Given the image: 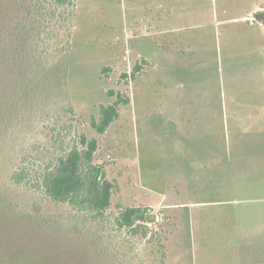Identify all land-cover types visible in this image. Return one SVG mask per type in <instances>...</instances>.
Listing matches in <instances>:
<instances>
[{"label": "rangeland", "instance_id": "374dc122", "mask_svg": "<svg viewBox=\"0 0 264 264\" xmlns=\"http://www.w3.org/2000/svg\"><path fill=\"white\" fill-rule=\"evenodd\" d=\"M167 4L195 45L185 69L154 54L144 0H0V48L20 64L4 71L0 264H264V0ZM82 135L118 184L95 220L38 187ZM22 167L29 183L11 185ZM127 208L145 213L134 229L117 223Z\"/></svg>", "mask_w": 264, "mask_h": 264}, {"label": "trees", "instance_id": "16d2710c", "mask_svg": "<svg viewBox=\"0 0 264 264\" xmlns=\"http://www.w3.org/2000/svg\"><path fill=\"white\" fill-rule=\"evenodd\" d=\"M53 4L55 11L62 7L72 6L74 0H45ZM4 47L0 48V117L8 113V109L15 105V100L5 99L6 81L4 74L6 67L19 68L18 60L13 54V60L7 56ZM20 69V68H19ZM16 71V70H15ZM21 78L22 74L16 71ZM21 94L20 90L14 91ZM8 100V101H6ZM128 104L129 100L119 99L114 104L101 106L99 121H92V128L98 135H104L110 126L119 119L120 104ZM97 138L88 139L82 135L70 150L58 157L55 162L46 166L38 179V187L45 197L58 205H68L79 214L98 219L110 208L111 199L118 191V184L107 178L102 165L94 163V156L98 151ZM28 169L25 167L8 174L11 185L26 186L29 183ZM145 213L141 208H127L117 219L123 228L134 229L138 222H142Z\"/></svg>", "mask_w": 264, "mask_h": 264}, {"label": "crops", "instance_id": "0c3cea01", "mask_svg": "<svg viewBox=\"0 0 264 264\" xmlns=\"http://www.w3.org/2000/svg\"><path fill=\"white\" fill-rule=\"evenodd\" d=\"M144 2L147 12L146 22L150 23V28L152 29L151 34H148V39L151 41L152 46L158 47L154 54H161L163 68L172 62L174 70L185 69L186 63L192 62L195 58L194 43L188 41V38L184 40L183 36H180V41H177L179 36L174 38L171 34L172 31L169 29V24L175 18L170 8H168L169 5L165 6L166 0H144ZM183 14L185 15V12L181 14V18H184ZM172 103L177 105L174 110L176 112L183 107L180 97L173 96ZM172 108L173 106H170V109Z\"/></svg>", "mask_w": 264, "mask_h": 264}]
</instances>
